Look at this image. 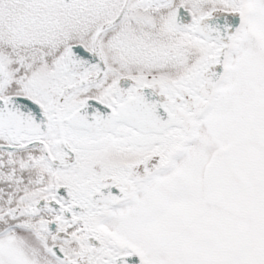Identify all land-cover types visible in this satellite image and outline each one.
<instances>
[{
  "label": "flooded vegetation",
  "instance_id": "obj_1",
  "mask_svg": "<svg viewBox=\"0 0 264 264\" xmlns=\"http://www.w3.org/2000/svg\"><path fill=\"white\" fill-rule=\"evenodd\" d=\"M257 9L0 0V264L264 262Z\"/></svg>",
  "mask_w": 264,
  "mask_h": 264
},
{
  "label": "rangeland",
  "instance_id": "obj_2",
  "mask_svg": "<svg viewBox=\"0 0 264 264\" xmlns=\"http://www.w3.org/2000/svg\"><path fill=\"white\" fill-rule=\"evenodd\" d=\"M254 1L256 2L257 7H258L256 13L254 14V18L257 21L258 25H260V27H262L264 29V0H254ZM249 44L252 45L251 42ZM250 48L252 49V47H250ZM262 59L263 58H258L257 61L258 60L262 61ZM187 172H189V171L187 170ZM205 212L209 213V209H206ZM149 238H150V236H149ZM173 239L177 240V237L176 236H172V234H169V237L166 239V245L168 246V244H172V240ZM160 246L162 247V245H160ZM198 255H200V254H198ZM202 260H203L202 258L196 259V264H221V260L220 259H218L217 262H215V260H213L211 262V259H209V262H207V263L202 261ZM20 262L21 263H25V259L22 258ZM192 264H195V263L193 262ZM227 264H264V262L260 261V263H254L253 261H249V260L245 261V262H238V261L229 260V261H227Z\"/></svg>",
  "mask_w": 264,
  "mask_h": 264
},
{
  "label": "water",
  "instance_id": "obj_3",
  "mask_svg": "<svg viewBox=\"0 0 264 264\" xmlns=\"http://www.w3.org/2000/svg\"><path fill=\"white\" fill-rule=\"evenodd\" d=\"M119 17H120V15H118L115 19H113V20H112L111 22H109L108 24H105L104 26L100 27V28L96 31L95 35H94V38H93L94 41H93V42L96 43V42H97V38H98L100 32L103 31L104 28H106V27H108V26H111V25L115 24V23L118 21ZM76 45H77V44L70 45V46L68 47V49H70V48H72V47H74V46H76ZM81 47H82V46H81ZM221 59H222L224 62H227V51L223 52V54L221 55ZM222 60H221V61H222Z\"/></svg>",
  "mask_w": 264,
  "mask_h": 264
}]
</instances>
